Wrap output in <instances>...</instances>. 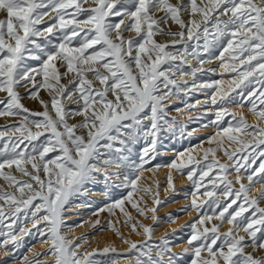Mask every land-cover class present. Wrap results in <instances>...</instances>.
Segmentation results:
<instances>
[{
    "label": "snow or ice",
    "instance_id": "1",
    "mask_svg": "<svg viewBox=\"0 0 264 264\" xmlns=\"http://www.w3.org/2000/svg\"><path fill=\"white\" fill-rule=\"evenodd\" d=\"M87 3L88 0H0V13L4 15L0 19V93L4 94L0 98V117L19 118L18 124L0 130V141H3L0 178L12 189L0 188V237H5L0 247L17 242L13 225H17L20 233L28 234L21 226L25 220L31 222L33 228L43 222L46 232L37 231L41 236L47 235L43 242L50 243L54 264H105L93 259L95 251H80L81 243L61 232L70 227L65 225L64 213L70 209L73 198L85 194V186L96 180L97 173L103 172L105 180L111 175L119 176L118 172L108 173L107 169L113 167L131 170L124 175L122 185H116L130 191L109 206V214L119 209L127 217L125 223L131 221V215L123 206L127 201L140 216L152 212L151 219L156 221V209L141 208L134 195L149 192L147 188H139L137 182L145 170L144 165L155 158L160 130L171 132L176 127L175 121L167 118L166 101L181 91L187 93L216 86L196 87L193 79L189 88L184 79L197 75L198 70L189 72L183 67H191V59L201 65L206 62L201 59L198 43H183L187 33L188 41H198L204 35L202 51L210 57L207 62H211L212 49L221 46L222 51L216 57L221 61L220 66L237 74L234 83L241 89L239 95L244 97L248 89L247 96H256L260 107L257 108L255 100L249 101L252 105L249 112L256 117L255 124H248L243 116L236 120L233 113L225 111H218L211 121L217 131L208 143L217 147L204 150L206 163L197 164L196 169L188 173L196 189L193 195L204 187L203 196L210 198L200 204L194 199L192 208L199 213L207 205L211 214L199 216L191 225L192 233L184 253L191 255V264H264V207L259 206L264 200V159L258 168L252 167L258 158H264L261 147L264 127L260 126L264 124V99H261L264 98V0H208L207 3L201 0L200 4L197 0L187 3L177 0L176 4L169 0H92L94 7H84ZM51 13L55 14V22L41 28L40 25L46 23L45 17ZM184 13L189 16L187 21L182 18ZM197 16L199 19L195 18ZM213 16V39L209 41L208 24ZM113 17L120 19L114 22ZM169 21L181 30L173 32L161 28ZM57 33L59 42L53 43L50 37ZM124 33H134V36L125 39ZM158 35L179 37V40L160 43L154 39ZM76 37H80L78 46L74 45ZM178 44L182 47L175 52L168 51ZM225 53L230 64L225 62ZM28 61H39V66L31 67ZM61 68L65 70L61 72ZM89 74L100 87H94L93 80L86 78ZM70 75L72 87L61 83ZM177 76L180 79H176ZM253 84L259 86L258 94L251 87ZM20 88L27 89L31 99H39L38 92L43 89L48 92L50 101L41 99L43 111H31L22 104ZM65 101L76 107H65ZM211 102L217 103L215 95ZM225 116H232L235 123L228 121L226 127H221ZM75 117L82 119L69 124ZM81 130H86L85 134L78 135ZM180 130L183 132V127ZM141 139L145 147L139 163L130 162V156L124 153H131V145ZM225 140L237 147L231 151L225 149ZM37 141L39 143H34ZM117 144L119 146H115ZM217 151H223L228 161H233L238 153H247L241 156L246 164L234 162L231 165L236 173L234 181L228 179L229 166L216 159ZM188 160L191 162L193 157L189 156ZM169 166L178 171L185 167L183 162ZM13 167L28 179H18L11 171ZM5 168L10 171L4 172ZM241 168L247 175L241 173ZM197 169L199 180L193 179ZM255 176H259V181L254 180ZM205 177L209 178L211 189L201 183ZM242 178L248 181L247 185ZM257 182L261 187L255 196H250ZM234 183L240 185L239 189L233 188ZM169 188H172L171 177ZM218 188L225 200L234 197L230 203L222 205L219 199H211L217 195ZM238 201L237 208L229 212ZM154 202L160 203L159 200ZM217 209L221 210L217 213ZM6 219H11L7 225L4 224ZM214 219L219 223L212 224ZM98 223L97 220L95 224ZM224 223L229 228L221 232ZM137 228L142 229L147 238L144 243L138 245L121 237L130 245L128 251L135 253L133 264H173L176 254L171 253L169 241L163 239L157 245L150 244L147 240L151 239L153 229L139 222L132 224V231L138 235ZM117 235L120 236L119 231ZM80 240L87 242L83 237ZM248 248L251 251H246ZM109 251L115 252V249L106 247L101 255ZM22 264H39V261L25 257Z\"/></svg>",
    "mask_w": 264,
    "mask_h": 264
},
{
    "label": "rangeland",
    "instance_id": "2",
    "mask_svg": "<svg viewBox=\"0 0 264 264\" xmlns=\"http://www.w3.org/2000/svg\"><path fill=\"white\" fill-rule=\"evenodd\" d=\"M169 2L176 4L177 0H169ZM183 2L187 3L188 0H183ZM207 2L208 0H204V3ZM197 3L200 4L201 0H197ZM84 7H94L92 0H88V3L85 4ZM69 11H71V9H69ZM54 15V13H51L49 17H45L46 23L40 25V27L43 28L48 26V24L54 23ZM3 18L4 15L0 13V19ZM182 18L187 21L189 19V16L184 13L182 14ZM195 18L199 19L198 16ZM220 18L224 19V17ZM119 19V17L112 18L114 22L118 21ZM214 22L215 17L213 16L211 22L208 24L209 35L207 38L209 41L213 39L211 35V33L213 32L211 23ZM201 27L203 28V25ZM161 28H163L165 31L171 30L173 32H179L181 30L178 25L172 24L171 21H169L168 24H162ZM58 35L59 34L57 33L55 36L50 37L53 43L59 42L56 38V36ZM124 36L125 39H130L134 36V33H124ZM186 37L187 33L185 35V40L183 43H198L201 46V48L199 49L201 51V59H204L206 61L203 65H201L197 63L196 59H194L191 62V67H189V65L183 66L184 69L189 72L194 69L198 70L195 78L190 76L184 77V79L188 81L189 88H191L193 85V79L195 80L196 87H199V85L201 84H212L216 86L211 88H201L199 91L193 90L187 93L181 91L177 96H171L166 101L165 111L167 112V118L169 119V121L174 120L176 127L171 132L165 131L163 128L160 130L159 142L156 146L155 158L151 159L149 163L144 165L145 170L143 172H150L152 170H155L157 173H159L161 170L169 168L171 171L170 177L172 180V188H169V177L165 173H161L157 178L154 187L155 189L149 187L151 183L146 184L142 183L139 180L137 182L138 187L147 188L149 189V192L147 194L140 192L134 195V199L139 202V206L141 208L147 206L148 208L156 209V221H153L151 219L153 215L152 212H147L145 216H140L134 209H132L131 205L127 201H125L123 206L131 215V221L125 223L127 217H125L119 209H113V214H109V206L114 201L123 199L127 195V192L130 191V189L116 187V185H122L125 174L131 173V170L127 168H112V173H120L119 176L112 175L115 176L116 183L112 184L110 188H105L103 191V196L101 198L94 197L90 199L87 205L89 207L82 209L80 206L75 205V203H77L76 199L83 198V195L73 198V200L71 201L70 209L64 213L65 225L70 227L63 228L61 234L69 239H74L77 243H81L80 251H95L97 254L93 257V259L105 262V264H111L113 261H119L122 258L133 256L135 254L134 252L128 251L130 245L124 243L121 237L131 242H135L138 245L146 241L147 238L144 236L142 229L137 228V232H139V235L136 234V232L132 231V224H135L137 222L153 229V231L151 232V239L147 240V242L150 244L157 245L161 240L167 239L169 241V247L171 248V245L177 244L178 242H183L184 248L182 250L173 252L171 251V253L176 254L173 264H191V255L184 253V249L188 247L187 240L190 238V235L192 233L191 225L199 219V216L204 215L205 213L211 214V210L207 205H204L199 213L192 208V201L194 199L197 201V204H200L201 201L210 198L203 196V192L205 190L204 187L200 188L197 195H193L196 189L194 188L192 181L188 179V173L190 170L196 169L197 164L203 166L206 163L203 160L204 150L208 149L209 147H217V145L215 144L210 145L208 143L209 138L214 136L217 131L216 125L212 124L211 121L215 120L216 113L218 111H225L228 113H233L236 120H239V118L243 116L248 124L251 125L256 123V117L253 116L251 112H249V108L252 106L249 101L255 100L257 108L260 107V101L256 99V96L248 97V89H245L244 97H241L239 95L241 89L236 88L234 83L238 79L237 74L232 72L230 68H222L220 66L221 61L219 59H216V57L219 56L220 51H222L221 46L217 45L212 49L211 62H207L210 57L208 54L203 53L202 51L205 40L204 35H201L198 41H188ZM154 39L160 43L171 44L173 40H179V37H167L164 35H158L154 37ZM79 40L80 37L74 38L75 46H78ZM41 43H43V39H41ZM181 47L182 46L178 44L176 48H169L168 51L175 52L178 48ZM225 62L229 64L231 63V61L228 60L227 53H225ZM27 63L31 67L39 66V61H28ZM132 67L134 68V65ZM64 70L65 69L61 68V72H63ZM101 71L103 72L104 70L101 69ZM70 76L63 78L61 80V83L68 87H72L70 83L72 77ZM88 76L91 77L88 78ZM88 76L86 78L89 80H93L94 87H100L99 82L95 81L91 74H89ZM224 81H228L227 86L225 88H220V85H222ZM241 87H243V85H241ZM251 87L255 88L258 94L260 90L259 86L253 84ZM218 90L222 91L223 93L220 92L216 94ZM19 92L23 97L22 104L25 108L31 111H43V108L40 104L41 99L44 101H50L48 92L43 89H40L38 92L39 99L29 98V96L27 95V89L25 88H20ZM3 95L4 94L0 93V98H3ZM214 95L217 101L216 104H212L211 102ZM109 98L111 99L112 97L109 96ZM241 104H243L242 107ZM189 105H194L195 107L189 108ZM0 107H2V105H0ZM65 107L75 108L73 107V104H70L67 101H65ZM49 111L51 112V107H49ZM0 118H2L0 120V130H3L7 126L19 123L18 117ZM81 119L75 117L74 119L69 120L68 123H77ZM228 121H233V123H235V120H233L232 116H225L224 121L221 123V127H226ZM260 126L264 127V124H261ZM181 127H183V132H181L180 130ZM32 131L35 132L36 129L33 128ZM85 131L86 130H81L77 134H85ZM241 138L246 139V137L243 136H241ZM43 139L44 137H41V140ZM149 139H151V137H149ZM34 143L39 142L37 141ZM163 143L167 145L165 149L161 148ZM2 144L3 141H0V146H2ZM115 146L119 145L117 144ZM23 147L24 145H21V148ZM131 147L132 152H125L124 154L130 156V162L135 161L138 164L139 156L142 153L143 148L145 147V142L143 139H141L139 143L131 145ZM223 147L231 151L235 149L237 145L230 144L227 140H225L223 143ZM261 147L264 148V145H262ZM167 148H170V153L163 152ZM101 151L106 150L101 149ZM246 154L247 153L245 152L238 153L237 156L234 157L233 161H228L223 151L216 152V159L219 160L220 163L228 165L230 168L231 174L228 176L229 180L234 181L236 178L235 171L231 170L232 163L235 162L237 164H246L247 162L241 159V156ZM149 155H152V153L150 152ZM189 156L193 157V160L191 162H189L188 160ZM0 159L3 158L0 157ZM208 159L211 160L212 156L209 155ZM261 159L264 158H258L256 164L252 167L258 168ZM173 162H175L176 164H180L181 162H183L185 167L178 171L176 168L169 166ZM251 170L252 169H249L248 171ZM3 171L8 172L10 170L5 168L3 169ZM11 171L13 175H15L18 179H28L27 177H21V174L16 172L14 167ZM29 171H31L30 166ZM241 173L247 175L244 168H241ZM213 174L214 173H210V175ZM40 175L43 178L42 172L40 173ZM193 179H200L198 169L193 175ZM208 179V177H205L204 180L201 181V183L211 189L212 184L208 183ZM254 180L259 181V176H255ZM242 182L245 185L248 184V181L243 178ZM95 185L96 183L92 182L87 184L85 187ZM99 186L102 187L103 185L101 184ZM253 186H255L258 190L261 187V184L257 182ZM220 187H222V185ZM239 187V184H233L234 189H239ZM0 188H4L8 191L12 190L7 186L2 178H0ZM256 194L257 192L253 196H255ZM233 198L234 197H229L227 200H225L224 196L220 193L218 188L217 195L212 197L211 199H219L221 201V204L224 205L230 203L231 199ZM156 200L160 201L158 205L154 202ZM239 203L240 202L238 201L237 204L232 205V208L229 209V212L235 210ZM259 206L264 207V200H261L259 202ZM67 207L68 206H66V208ZM186 209H189L187 212L192 209L195 214L188 220L182 221V223L180 224L176 223L175 220L177 215L179 214V217L185 216ZM220 210L221 209H217V213ZM250 211L244 213V215H249ZM42 214L43 213H40V215ZM116 218L120 220L119 223H111V227H109V222L113 221V219ZM97 220L99 221V223L95 224ZM217 223L219 222L217 221ZM94 224L95 226H93ZM212 224L216 223L212 221ZM169 225L171 229H166ZM21 226L27 230L28 234L20 233L17 225L13 227L16 229L15 234L18 236V240L15 243H9L3 245L2 248L0 247V264H22V261L25 259V257L30 260H38L39 264H54V256L49 252L50 243L43 242L47 240V235L41 236L40 232L37 231V229H42L46 232L43 222L37 225L36 228H33L31 222L25 220ZM81 226L83 227L80 230ZM197 226L199 227V225ZM208 226L211 227V224ZM226 230L221 231L220 229L221 232H224ZM117 231H119L120 236L117 235ZM105 235L110 237V245L106 243L101 246V238ZM241 235L244 234L241 233ZM81 237H83L87 242L82 243L80 240ZM4 239L5 237H0V243H2ZM16 244H18L19 247H16ZM122 245L123 247L120 248ZM106 247L115 249V252L109 251L106 255H101ZM5 251L8 252V255L4 254ZM246 251H251V248L246 249ZM44 253L48 254L44 255ZM152 255L155 256V251H153Z\"/></svg>",
    "mask_w": 264,
    "mask_h": 264
},
{
    "label": "bare ground",
    "instance_id": "3",
    "mask_svg": "<svg viewBox=\"0 0 264 264\" xmlns=\"http://www.w3.org/2000/svg\"><path fill=\"white\" fill-rule=\"evenodd\" d=\"M258 2H259V0H258ZM128 34H130V33H128ZM167 37H170V36H167ZM194 59H191V61L190 62H192ZM71 77V76H70ZM91 76H88V78H90ZM177 79H179L180 77L179 76H177L176 77ZM227 84H228V81H224V83L222 84V85H220V88H225L226 86H227ZM220 90V89H219ZM218 90V92L216 93V94H218V93H220V92H222V91H219ZM222 90V89H221ZM223 93V92H222ZM73 107H76V105H73ZM77 118H80L81 119V117H77ZM2 118H0V120H1ZM167 147V145L165 144V143H163L162 144V149H165ZM161 149V150H162ZM169 151H171L170 150V148H167L166 150H164L163 152L164 153H168ZM173 151V150H172ZM170 153V152H169ZM107 171H108V173H112V168H109V169H107ZM163 174V173H165L168 177H170V175H171V171H170V169L169 168H167V169H165V170H161L159 173H157L155 170H152V171H150V172H142V174H140L141 175V178H140V181L142 182V183H146V184H150V188H154L155 187V184H156V181H157V178H158V176L160 175V174ZM22 177V176H21ZM24 177V176H23ZM95 183H96V185L95 186H89V187H86V189H87V191L85 192V194H84V197L83 198H78V199H76V201H77V203H75V205L76 206H80L82 209H85V208H87V207H89V206H87L88 205V202H89V200L90 199H92V198H101L102 196H103V191H104V189L105 188H110L111 187V185L112 184H114V183H116V180H115V176H112L111 175V178L110 179H108V180H105V178H104V173L103 172H100V173H97L96 174V180L94 181ZM103 185L102 187H100L99 185ZM155 189V188H154ZM166 192V191H165ZM257 192V188L255 187V186H253V189H252V192L250 193V195L251 196H253L255 193ZM189 210V209H188ZM187 209L185 210V216H183V217H179V214L177 215V217H176V220H175V222L176 223H178V224H180V223H182V221H185V220H188L190 217H192L195 213H194V211L191 209L189 212H187L188 211ZM23 214L21 213V216H22ZM117 219V220H116ZM116 219H113V221H111V223H113V224H115V223H119V219L118 218H116ZM11 222V219H6L5 221H4V224L5 225H7V224H9ZM213 222L214 223H217V221L214 219L213 220ZM18 223H19V221H18ZM15 225H13V227H14ZM83 226H85V225H83ZM83 226H81V228H80V230L82 229V227ZM229 228V225L227 224V223H224V225L221 227V231L222 230H226V229H228ZM165 229V228H164ZM166 229H171V227H170V225L166 228ZM7 229H5V231H6ZM79 230V231H80ZM109 240H110V237L109 236H107V235H105V236H103L102 238H101V246L103 245V244H106V243H108V245H110V243H109ZM184 245H183V242H178L177 244H173V245H171V251L173 252V251H179V250H182L184 247H183ZM123 247V245L120 247V248H122ZM2 248V247H1ZM3 253V252H2ZM112 264V263H111ZM116 264H133V262H132V256H127V257H125V258H122L121 260H119V261H116Z\"/></svg>",
    "mask_w": 264,
    "mask_h": 264
}]
</instances>
